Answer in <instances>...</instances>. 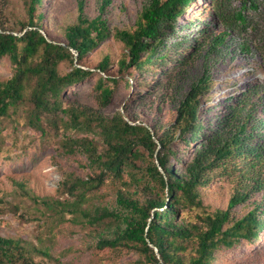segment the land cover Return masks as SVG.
Returning a JSON list of instances; mask_svg holds the SVG:
<instances>
[{"label": "trees", "instance_id": "1", "mask_svg": "<svg viewBox=\"0 0 264 264\" xmlns=\"http://www.w3.org/2000/svg\"><path fill=\"white\" fill-rule=\"evenodd\" d=\"M197 1L145 0L135 29L115 33L127 49L119 62L120 72L133 69L145 75L159 67L169 83L187 76L191 81L179 103L174 127L161 136L144 123H132L124 111L113 116L103 112L114 97L117 78L97 81L100 111L66 104L63 98L68 89L93 76V71L75 65L76 60L81 63L112 36L110 9L114 0H100L95 16L86 12V0H78V18L66 27L64 44L49 41L43 33L44 14L38 13L42 0H30L23 23L28 29L21 36L6 28L0 30V58L8 57L14 70L11 78L0 82V134L3 119L11 108L26 101L30 88L28 125L42 133L63 131V153L84 157L96 172L88 179L65 176L59 189L74 197L73 202L45 198L43 205L52 210H57L55 204L64 209L72 207L89 225L104 224L109 234H101L98 249L134 250L149 264H217L224 251L243 241L247 246L257 244L264 230V121L256 114L263 96L252 99L261 89H249L245 99L231 104L214 127L207 128L199 115L201 98L212 87L213 67L224 52L230 51L229 45H235L244 57L253 55V44L242 28L249 23L247 11L260 10L264 0H238L240 6L236 8H231L232 0L217 2L213 15L219 30L209 34L200 31L195 37L180 20ZM200 58L202 71L191 76L190 64ZM65 61L73 68L62 75L59 68ZM109 64L105 58L99 69L105 73ZM70 130L87 135H66ZM177 131L178 152L189 154L187 161L173 148ZM173 160L176 166L181 165L177 171ZM125 172L131 180L117 191L112 209L99 207L90 212L83 208L88 191L99 189L106 178L124 180ZM216 175L236 179L228 209L208 214L202 227L176 222L184 209L204 205L205 193ZM136 184L144 190L160 187L167 197L141 199L137 197L139 189L133 188ZM239 205L248 208L242 216L233 214ZM35 254L64 264L47 249L0 235V264H38Z\"/></svg>", "mask_w": 264, "mask_h": 264}, {"label": "rangeland", "instance_id": "2", "mask_svg": "<svg viewBox=\"0 0 264 264\" xmlns=\"http://www.w3.org/2000/svg\"><path fill=\"white\" fill-rule=\"evenodd\" d=\"M145 0H114L110 9L112 36L99 47L91 51L81 63L93 71V76L80 85L64 93L66 104L82 105L100 111L95 85L100 78H117L111 104L102 109L108 116L124 111L132 123H144L152 127L158 135L172 129L178 116V107L189 89V77H183L169 83L162 76V69L152 68L145 75L135 70H119V62L127 54L125 45L115 37L118 29L134 30ZM229 0H198L194 7L180 20V24L189 28L187 32L211 33L218 31L213 10L217 2ZM100 0H86L85 10L89 16H95ZM30 0H0V30L12 31L21 36L28 28H23L28 18ZM240 6L238 0H232V7ZM44 14L43 33L51 42L65 43L66 27L76 23L78 18V0H42L38 13ZM249 23L242 28L253 44V55L244 57L236 51L235 45L229 44L228 53L224 52L213 67V83L207 94L201 98L200 118L206 127H214L226 114L231 104L245 99L249 89L259 86L260 93L253 96L258 100L263 96L257 116L264 121V3L260 10L247 11ZM242 35V34H241ZM182 50V49H181ZM227 51V50H226ZM167 52V50H166ZM186 52V49L184 50ZM77 56V54L75 53ZM109 58L107 72L99 69L100 63ZM201 60L191 63V76L202 71ZM166 65L164 70L168 69ZM73 68L69 61L60 64V73L66 74ZM178 72L179 68L177 69ZM13 65L8 57L0 58V82L13 76ZM190 76V75H189ZM30 88L27 89V99ZM24 102L11 108L9 116L3 119V131L0 134V235L7 238L23 240L27 245L47 249L64 264H149L136 251L127 248L100 250L96 244L101 234L108 236L109 229L104 224L91 226L86 218L76 209H64L54 205L52 210L43 205V199L73 202L69 194L60 192V183L68 174L88 179L96 172L88 167L82 156L63 153L61 140L63 131L42 133L31 128L27 123L29 104ZM66 135L80 137L87 135L79 130L65 131ZM173 148L183 161L189 154H180L179 131L175 135ZM92 137V134H90ZM97 140L98 137H95ZM144 162H139L142 165ZM172 161L174 170L180 168ZM97 171V170H96ZM124 180L115 181L106 178L99 189L87 192L83 208L94 212L96 208H113L116 193L131 180L125 172ZM205 193L204 205L181 211L176 222L204 226V219L216 210H227L228 204L236 190V179L231 176H215ZM141 184L139 198L167 197V192L160 187L144 190ZM154 185V184H153ZM248 210L247 205H239L233 212L242 216ZM225 254L217 264H264V230L257 244L247 246L239 244L224 251ZM38 264H55L44 255L35 254Z\"/></svg>", "mask_w": 264, "mask_h": 264}]
</instances>
